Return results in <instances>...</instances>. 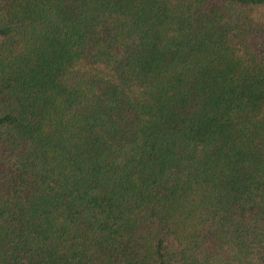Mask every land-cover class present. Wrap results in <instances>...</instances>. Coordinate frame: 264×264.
<instances>
[{
    "label": "trees",
    "instance_id": "1",
    "mask_svg": "<svg viewBox=\"0 0 264 264\" xmlns=\"http://www.w3.org/2000/svg\"><path fill=\"white\" fill-rule=\"evenodd\" d=\"M0 264H264V0H0Z\"/></svg>",
    "mask_w": 264,
    "mask_h": 264
}]
</instances>
